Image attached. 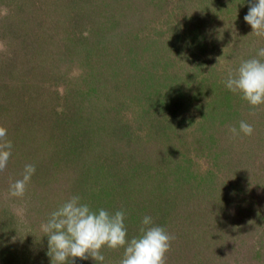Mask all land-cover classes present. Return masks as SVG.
<instances>
[{
  "label": "rangeland",
  "instance_id": "1",
  "mask_svg": "<svg viewBox=\"0 0 264 264\" xmlns=\"http://www.w3.org/2000/svg\"><path fill=\"white\" fill-rule=\"evenodd\" d=\"M181 4L178 0H0V126L7 129V139L13 145L7 168L0 172V264H26L23 254L27 241L44 240L42 223L76 192L79 196L80 186L84 188L79 196L81 203L90 198V191L96 187L92 184L95 177L88 176L85 168L107 167L115 158L121 165L119 168L127 170L138 161L140 165L135 172L145 189L134 196L142 199L153 196L152 177L157 169L165 170L166 158L175 162L174 158L179 156L183 167L187 164L190 169L198 165L204 168L207 155L216 150L215 143L231 150L244 143L239 137L242 133L233 137L229 131L233 122L227 120L224 123L231 127L211 125L205 129L203 125L194 129L197 137L190 135L197 116L207 111L204 108L207 94L202 87L205 81L199 73L189 77V86L178 91L163 89L153 96L152 84L142 92L137 90L141 78H151L148 64L155 57L149 48L142 50L140 34L152 32L154 42L159 41L160 46H164V36L172 40L166 43L170 55L158 56V60L165 62L160 65L165 67L163 72L168 74L172 70L178 75L184 64L177 52L186 44L188 47L192 37L185 38L183 29L187 25L193 26V30L196 27L190 23L193 17L187 15L192 8H182V12L178 8ZM178 34L182 38L178 39ZM132 47L144 52L148 67L145 65L141 70L139 66V71L134 72L136 67L131 60L136 54H131ZM199 49L201 63L209 61L210 50ZM59 52H62L59 57L53 55ZM239 52L235 47L237 67L240 64L237 60L243 58ZM209 65L205 69L212 70L213 81L227 91L223 101L229 104L245 101L239 93L223 89L229 69L224 73ZM131 76L137 80L133 84L127 82ZM197 86L200 89L196 91ZM195 98L204 109L189 107L182 116L179 113L175 116L173 109L179 103L184 105ZM147 99L156 101L155 109L143 105ZM55 109L60 113L65 109L59 116L66 128L65 139L56 140L52 134L53 126L59 124V120L52 119ZM210 112L212 117L208 115L207 121L221 119L215 109ZM244 112L241 119L255 122L257 128L264 127V114L253 118L249 111ZM138 114L141 120L135 126L132 121ZM169 114V120L175 122L170 130L172 135L157 142L148 139L159 130L149 128V118L156 119L152 122L159 117L167 121ZM184 114L188 117L183 118ZM134 140L142 144L135 156L138 147L132 146ZM152 143L157 146L151 147ZM160 149L168 151L166 158L154 156ZM136 157L140 158L135 160ZM121 158L132 162L124 165ZM26 164H34L36 171L23 196H11L9 186L22 178ZM132 185L130 182V187H125L131 196ZM191 185L196 186V181Z\"/></svg>",
  "mask_w": 264,
  "mask_h": 264
},
{
  "label": "trees",
  "instance_id": "2",
  "mask_svg": "<svg viewBox=\"0 0 264 264\" xmlns=\"http://www.w3.org/2000/svg\"><path fill=\"white\" fill-rule=\"evenodd\" d=\"M178 2L182 3L181 6L178 5L182 12V8L187 10L192 8L191 11H187V15L188 18L193 17L190 23L196 27L193 30V26L187 25L183 29L185 38L192 37L189 40V46L186 47V44L183 50L177 52L179 61L184 64L178 69V75H175L176 71L172 70L168 74L163 72L165 67L160 68V65L162 63L165 65V62L158 60V56L165 58L170 55L166 49L169 39L164 36L162 39L164 46H160L159 41L154 42L156 38L152 32L149 35L148 33L140 34L142 35L139 37L143 44L141 45L142 50L144 47L149 48L151 56L153 54L155 57L152 56V62L148 64L150 65V69H148L151 78L149 80L141 78L137 90L142 92V89H146L152 84L153 96L159 95L163 89L178 91L182 87L189 86V77L193 78L197 73L201 74V80L205 81V85L202 87L207 94L204 103V108L207 111L204 110L201 115L197 116L198 118L196 117L197 122L190 134L193 137H197L194 129L197 130L203 125L205 129H209L211 125L216 128L231 127L224 123L225 120L233 122L232 126L239 129V122L244 121L240 115L242 112L245 113L244 111H249L247 113L253 118L262 116L264 104H262V108L261 105L258 108H252L247 101L235 104L225 103L223 97H227V91L222 90L213 81L212 70L205 69L209 64H213L218 67L219 71L222 70L225 73V69L237 68L235 47L240 49L239 54L241 53L243 56L242 60L256 57L258 49L264 47V37L252 34L251 26L244 20V16L254 0H178ZM188 3L191 6H188ZM153 31L157 32V30ZM179 38H182L180 34H178ZM171 41L170 39L169 43ZM131 46L138 45L131 43ZM133 47L130 51L136 56L131 62L136 69L138 67L137 70H134L137 72L139 66L141 70L145 69V65L148 66L144 63V58L146 60L144 52ZM203 47L210 50V59L201 63L202 54L201 49L198 50V48ZM61 54L62 52H59V55L57 53L53 55L59 57ZM237 62L241 61L237 60ZM135 81H137L135 77L131 76L127 82L133 84ZM197 84L200 85V82ZM197 87L196 91L200 89L199 86ZM240 99L243 100L241 96ZM195 100L197 98L189 99L184 102V105L179 103L180 106L173 109L175 116L176 113L182 116L189 107L192 109L203 108L202 104ZM155 104H157L156 101L147 99L143 105H146L148 109L150 106L155 109ZM238 104L240 105L238 106ZM213 109L220 113L221 119H217L216 115L215 119L217 120L213 118L207 121L209 120L207 116H211L210 111ZM64 111L65 109L60 113L55 109L52 112L54 115L52 119L56 122L59 120V124L53 126L51 130L56 140L65 139V127L59 117ZM251 112H254V115ZM187 117L184 114L183 118ZM170 118L171 114L167 121L162 120L163 117H159L157 122L161 120L164 123L152 122L156 119L149 118V128L154 131V127H156L159 130H156L155 133L159 132L160 134L153 135L155 134L153 133L148 139L157 142L160 138H169L172 135L170 132L172 126H175V122L173 124L172 119L169 120ZM139 120L141 119L138 114L132 122L136 126ZM245 122L257 130L250 136L242 133L239 137L244 143H238L235 150L226 149L218 142L215 143L217 144L216 150L214 154L207 155L205 164H203L204 168L196 165L197 168L190 169L186 163V167H183L184 163L178 161L180 160L179 156L174 158L177 161L173 162L169 157L166 158L167 150L156 151L155 157L166 158L167 161L164 163L166 167L164 171L163 168L156 170L155 177H152L154 179L153 196L143 197V200L134 196L145 189V184L135 172L140 165L138 161L129 165L132 162L131 159L121 158L124 160L122 161L124 165H129L127 170L119 168L121 165L115 158L111 162L112 164L107 167L102 165L100 168L94 165L92 168H85L88 176L95 177L92 184L96 187L90 191V198L84 203H87L93 211L104 208L111 214L123 209L126 213L125 225L129 239L139 235L142 218L145 215L151 216L154 225L164 227L174 237L170 250L166 253V264H264V127L257 128L258 124L251 120ZM135 145L138 149L135 150L134 156L141 150L142 144L134 140L132 146ZM232 145L230 143V146ZM153 146L157 145L152 143L151 147ZM146 148L149 149L150 144L146 145ZM139 158L136 157L135 160ZM196 174L197 179H193ZM70 175L72 178V169ZM146 177L150 176L146 175ZM195 181L196 186L192 187L191 184ZM130 182L133 184L131 187H134L133 190L130 189L133 196L125 189V187H130ZM79 189L80 196L84 188L80 186ZM75 196H78V192ZM43 238V241H27V250L23 254L26 264H51V259L47 255L48 238L47 236H43ZM38 242L41 243L37 244ZM38 245L39 248H37ZM101 251L105 257L103 264H118L124 249L105 247ZM68 264H97V262L91 258L87 260L74 258Z\"/></svg>",
  "mask_w": 264,
  "mask_h": 264
},
{
  "label": "clouds",
  "instance_id": "3",
  "mask_svg": "<svg viewBox=\"0 0 264 264\" xmlns=\"http://www.w3.org/2000/svg\"><path fill=\"white\" fill-rule=\"evenodd\" d=\"M244 20L251 26L252 34L264 37V0H254ZM223 83L231 92L239 93L252 108L264 104V47L258 49L256 57L242 60L237 68L229 69ZM229 131L233 137L240 133L250 136L254 129L242 120L239 131L236 127ZM12 147L7 129L0 126V172L7 168ZM35 171L34 164H26L22 178L10 184V195L22 197ZM125 219L123 209L114 214L104 208L93 211L87 203H81L79 196H72L41 225V231L48 238L47 255L51 264H68L74 258H91L103 264L105 257L101 250L105 247L124 249L118 264H166V253L174 237L164 227L154 225L151 216L145 215L140 222L139 235L129 239Z\"/></svg>",
  "mask_w": 264,
  "mask_h": 264
}]
</instances>
